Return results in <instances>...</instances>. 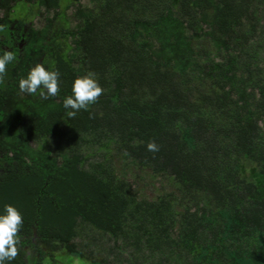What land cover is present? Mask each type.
Segmentation results:
<instances>
[{
	"label": "trees",
	"instance_id": "obj_1",
	"mask_svg": "<svg viewBox=\"0 0 264 264\" xmlns=\"http://www.w3.org/2000/svg\"><path fill=\"white\" fill-rule=\"evenodd\" d=\"M24 2L42 22L22 49L0 28L18 57L0 81L12 264H264V0ZM41 61L61 73L47 100L18 88ZM88 71L104 92L70 118ZM135 171L167 189L147 198Z\"/></svg>",
	"mask_w": 264,
	"mask_h": 264
},
{
	"label": "clouds",
	"instance_id": "obj_2",
	"mask_svg": "<svg viewBox=\"0 0 264 264\" xmlns=\"http://www.w3.org/2000/svg\"><path fill=\"white\" fill-rule=\"evenodd\" d=\"M18 57L8 49L0 52V81L6 73L7 66ZM61 73L43 61L30 66L26 75L18 80V88L21 93L47 100L56 97L61 89ZM104 89L94 72L88 71L77 76L71 83L70 95L63 99V108L68 117H75L81 111H87L103 94ZM147 150L155 153L159 146L155 141L147 144ZM24 224L22 211L14 204L5 203L0 209V264H12L19 253L21 241L19 233Z\"/></svg>",
	"mask_w": 264,
	"mask_h": 264
},
{
	"label": "flooded vegetation",
	"instance_id": "obj_3",
	"mask_svg": "<svg viewBox=\"0 0 264 264\" xmlns=\"http://www.w3.org/2000/svg\"><path fill=\"white\" fill-rule=\"evenodd\" d=\"M25 1V0H24ZM23 0H11L7 9L0 8V28H8L11 33V42L15 43L17 48L22 49L24 46V38L27 30L32 26L31 23L36 24L37 17L33 19L27 12L28 4ZM62 0H60L61 3ZM56 9H49L50 15L53 16V11ZM40 21V20H39ZM59 255V254H58ZM56 258V257H55ZM68 260L70 258H67ZM51 261V257L49 258Z\"/></svg>",
	"mask_w": 264,
	"mask_h": 264
},
{
	"label": "rangeland",
	"instance_id": "obj_4",
	"mask_svg": "<svg viewBox=\"0 0 264 264\" xmlns=\"http://www.w3.org/2000/svg\"><path fill=\"white\" fill-rule=\"evenodd\" d=\"M41 10H42V8H41ZM70 11L71 10H68V13ZM48 15H50V11H49ZM40 20H41V18H40ZM39 22L36 21V24L38 25ZM41 22H40V24H41ZM134 173L140 174V175H138V180L137 181L133 180V182L136 183L138 188L142 189V191L146 194L147 198H153L157 193H159V191L167 189L166 185L160 181L159 177H149V173H146V172L142 173L140 171H135ZM129 176H131L130 173H129ZM76 241L82 242V239H79ZM56 259L58 261V264H82V262H80L78 260V258H74L73 262L68 263L69 261L66 260L62 256V254H59V255L57 254Z\"/></svg>",
	"mask_w": 264,
	"mask_h": 264
}]
</instances>
